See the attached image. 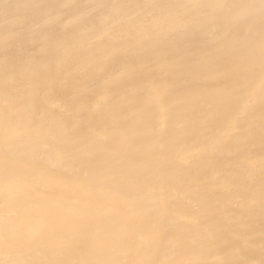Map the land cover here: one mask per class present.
Masks as SVG:
<instances>
[{"label":"bare ground","instance_id":"1","mask_svg":"<svg viewBox=\"0 0 264 264\" xmlns=\"http://www.w3.org/2000/svg\"><path fill=\"white\" fill-rule=\"evenodd\" d=\"M9 175L0 264H264L261 0H0Z\"/></svg>","mask_w":264,"mask_h":264},{"label":"snow or ice","instance_id":"2","mask_svg":"<svg viewBox=\"0 0 264 264\" xmlns=\"http://www.w3.org/2000/svg\"><path fill=\"white\" fill-rule=\"evenodd\" d=\"M262 8H264V0H261ZM194 7H202V5H194ZM19 190L18 178L14 176H6L4 178L2 186H0V191L11 196ZM73 264H120L117 261H106V260H95V261H76Z\"/></svg>","mask_w":264,"mask_h":264}]
</instances>
